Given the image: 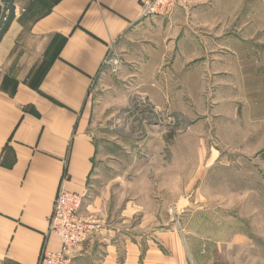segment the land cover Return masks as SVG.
<instances>
[{"label": "crops", "instance_id": "crops-1", "mask_svg": "<svg viewBox=\"0 0 264 264\" xmlns=\"http://www.w3.org/2000/svg\"><path fill=\"white\" fill-rule=\"evenodd\" d=\"M113 48L122 62L117 87L103 67ZM263 71L264 0H180L169 17L150 18L140 0H16L0 43V264H37L44 246L60 250L48 235L60 189L85 195L81 215L99 226L72 264H188L176 232L145 236L157 217L146 178L155 175L165 185L159 193L183 201L185 187L198 186L215 163L202 148L184 157L185 138L206 131L210 106L219 118L226 107L235 122L252 83L263 89ZM97 85H122L155 113H170L180 126L175 143L165 127L140 130L147 159L119 160L114 153L137 133L119 128L106 140Z\"/></svg>", "mask_w": 264, "mask_h": 264}, {"label": "rangeland", "instance_id": "rangeland-1", "mask_svg": "<svg viewBox=\"0 0 264 264\" xmlns=\"http://www.w3.org/2000/svg\"><path fill=\"white\" fill-rule=\"evenodd\" d=\"M115 55L119 56L117 50L111 53V56ZM104 70L112 79L109 87L112 84L119 86L117 81L115 83L118 72L107 67ZM97 87L93 88L92 98L104 102L101 116L104 126L100 132L109 134L106 140L114 142L112 138L116 140L117 137L111 136V132L119 128L130 126L132 132L137 133L136 140H127L124 148L114 153L119 160L141 165L147 159L149 153L140 130L165 127L168 139L175 143L172 134H177L180 126L175 125L178 122L170 113H155L150 104L135 99L122 85L113 92H105L106 87L103 90L101 86ZM248 93L247 108L244 103L235 106V122L226 115V107L220 109L224 116L219 118L221 114L217 113L216 106H210L212 119L206 131L185 138V143L190 141L191 149L183 154L184 157L202 148L207 150V160L215 163L198 186L192 190L185 187L183 201L171 200V193H159L158 187L165 185L159 186L161 182L155 175L146 178V182L151 183L148 185L152 186V203L157 217H152L145 236L158 238L159 233L176 232L188 264H264V87L258 89L253 82ZM117 96L125 97L123 105H113L112 99ZM185 128L180 132L186 133L189 127ZM106 177H111V173L108 172ZM160 195L168 199L160 200ZM140 219L135 217L134 225H138ZM188 246L195 250L193 256ZM161 249L168 257L174 255L171 249Z\"/></svg>", "mask_w": 264, "mask_h": 264}, {"label": "built area", "instance_id": "built-area-1", "mask_svg": "<svg viewBox=\"0 0 264 264\" xmlns=\"http://www.w3.org/2000/svg\"><path fill=\"white\" fill-rule=\"evenodd\" d=\"M179 2L180 0H140L142 17H169ZM113 52L114 48L109 51L103 67L118 72L122 62L119 56H111ZM84 199L85 195L65 189L58 191L50 217L48 235L58 237L61 248L54 252L44 246L37 264H72L78 248L99 229L98 224L81 215Z\"/></svg>", "mask_w": 264, "mask_h": 264}, {"label": "water", "instance_id": "water-1", "mask_svg": "<svg viewBox=\"0 0 264 264\" xmlns=\"http://www.w3.org/2000/svg\"><path fill=\"white\" fill-rule=\"evenodd\" d=\"M16 18V0H0V43L9 33Z\"/></svg>", "mask_w": 264, "mask_h": 264}, {"label": "trees", "instance_id": "trees-1", "mask_svg": "<svg viewBox=\"0 0 264 264\" xmlns=\"http://www.w3.org/2000/svg\"><path fill=\"white\" fill-rule=\"evenodd\" d=\"M262 154H263V158H264V152Z\"/></svg>", "mask_w": 264, "mask_h": 264}]
</instances>
